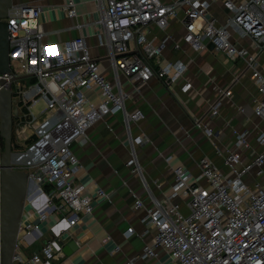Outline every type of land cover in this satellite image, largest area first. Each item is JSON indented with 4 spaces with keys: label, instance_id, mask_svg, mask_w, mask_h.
Wrapping results in <instances>:
<instances>
[{
    "label": "built area",
    "instance_id": "2783aa9c",
    "mask_svg": "<svg viewBox=\"0 0 264 264\" xmlns=\"http://www.w3.org/2000/svg\"><path fill=\"white\" fill-rule=\"evenodd\" d=\"M91 2L98 13L92 25L98 45L106 49L108 67L94 57L84 34L66 41L61 48L47 44L42 5L14 4L3 18L10 32V65L16 61L23 71L18 74L12 66L11 72L0 71V79L5 80L0 92L11 88L13 106L18 109L13 136L17 144L23 145L17 148L12 143L11 168L28 172L31 184L25 208L39 217V223H22L24 235L19 236L14 264L26 262L20 248L25 237L32 242L40 240L44 228L41 224L50 216L55 218L53 236L30 261L51 264L56 255L62 254L64 232L82 216L92 214L98 198L109 195L103 189L92 193L79 180L81 163L71 143L85 136L98 121L118 113L124 116L126 125L130 123L131 133V124L144 116L140 109L128 110L131 94L152 78L167 87L185 79L188 63L170 61L159 65L170 36L156 44L148 36L152 24L164 30L170 19L182 11V39L191 48L205 49L213 42L214 49L227 59L245 61L263 94L254 111L264 119V71L259 60L264 50V0ZM216 2H222L229 12L223 24L208 17ZM63 8L74 16L77 3L67 0ZM243 39H250L251 48L238 42ZM175 47L181 44L177 42ZM124 80L132 85L131 91L125 88ZM181 89L192 96V81L186 78ZM231 95L230 88L220 90L219 97L211 103L208 122H196L204 127L217 154L222 156L226 172L209 156L199 160L198 174L172 166L175 182L162 197H157L143 178L150 190V202L146 204L138 197L134 206L145 209L142 222L154 227L156 233L139 258L157 256V249L162 248L167 255L164 264H264V130L255 138L260 150L252 146L248 130L236 131L232 145L223 149L218 145L222 132L210 125L219 115L223 100ZM39 101L45 107L37 113L33 106ZM144 137H127L131 152L128 166L136 173L140 163L134 146L143 143ZM243 148L249 153H244ZM2 152L0 139V158ZM171 160L167 158L169 163ZM247 175H253L255 180L248 182ZM47 184L53 185L49 192L44 189ZM128 232L131 234L133 227ZM1 261L0 241V264ZM127 264H135V259Z\"/></svg>",
    "mask_w": 264,
    "mask_h": 264
},
{
    "label": "crops",
    "instance_id": "0c3cea01",
    "mask_svg": "<svg viewBox=\"0 0 264 264\" xmlns=\"http://www.w3.org/2000/svg\"><path fill=\"white\" fill-rule=\"evenodd\" d=\"M14 1L15 4H39L44 7L43 28L47 44L61 48L66 41L84 34L94 57L108 67L106 49L98 45L92 25L98 13L94 11L91 0H75L77 12L74 16L63 8L67 0ZM228 16L229 12L222 2L214 3L208 13V17L214 18L218 24H223ZM182 20L181 11L170 19L164 30L152 24L148 36L156 44H161L166 36H170L162 49L159 65L170 61L188 63L185 79L192 81L193 95L182 92L185 79L167 87L159 79L152 78L140 91L133 92L127 102L129 111L140 109L144 113V117L132 124L131 129L135 135L144 134L148 138L137 146V153L145 180L157 197H162L175 182L172 166H182L198 174L199 160L209 156L224 172L227 171L222 156L217 154L214 145L196 124V119L208 122L211 103L219 97L220 90H232V95L223 100L219 115L210 123L214 130L222 132L218 141L220 147L231 146L236 139V131L248 130L249 141L260 150L255 138L260 130H264V119L254 111L263 94L254 83L246 62L229 60L223 52L209 49L208 45L205 49L194 50L182 39L185 32ZM177 42L181 44L180 48L175 47ZM238 42L251 48L250 39ZM259 60L264 71V50ZM151 62L158 66L157 61ZM124 84L127 90H132L131 84L125 80ZM127 137L124 116L118 113L98 121L85 136L71 143L81 163L79 180L92 193L103 189L109 195L98 198L94 212L82 216L76 225L64 232L62 254L56 255L51 264H127L132 259H135V264H164L167 261L162 248L157 249V256L139 258L156 229L142 222L145 209L134 206L138 197L149 204L150 190L144 185L143 178L128 166L131 152ZM242 151L249 153L247 148ZM169 156H172L170 163L166 160ZM246 180L253 182L255 177L247 175ZM29 222L39 223V217L25 208L23 224ZM54 224L55 218L51 216L41 224L43 234L38 241L32 242L31 238L25 237L20 247L26 260L24 264H35L30 258L40 252L44 243L53 236L51 227ZM129 227H133L131 234ZM23 235L21 229L19 236Z\"/></svg>",
    "mask_w": 264,
    "mask_h": 264
},
{
    "label": "water",
    "instance_id": "95a60500",
    "mask_svg": "<svg viewBox=\"0 0 264 264\" xmlns=\"http://www.w3.org/2000/svg\"><path fill=\"white\" fill-rule=\"evenodd\" d=\"M14 0H0V71L11 72L10 65V32L3 18L9 14ZM214 49L213 42L208 43ZM5 82L0 79V84ZM12 89L0 92V139L4 140V150L0 158V241L2 247L1 264H14V255L22 229L24 210L31 180L28 172L11 168L12 139L14 115L18 109L13 106Z\"/></svg>",
    "mask_w": 264,
    "mask_h": 264
},
{
    "label": "rangeland",
    "instance_id": "374dc122",
    "mask_svg": "<svg viewBox=\"0 0 264 264\" xmlns=\"http://www.w3.org/2000/svg\"><path fill=\"white\" fill-rule=\"evenodd\" d=\"M11 66H12V68L16 71V73H18V74H22V70H21V68H20V66H19V64L16 62V61H12V63H11ZM45 107V104H44V102L43 101H39L37 104H35L34 106H33V108H34V110L37 112V113H40L41 112V109H43ZM143 115H144V113H143ZM144 117V116H143ZM198 121V123L200 122L201 123V125H203L204 123H205V121H202V120H200V119H196V122ZM132 125V124H131ZM129 126H130V123L128 122V124L126 125V121H125V127H126V132H127V135H129V134H132V136H136L133 132H131L130 133V131H129ZM198 126V125H197ZM199 127V126H198ZM199 128H201L202 129V131L205 133V131H204V127H199ZM139 135V134H138ZM143 136H145L144 134H142ZM128 141V140H127ZM146 141H148V138L145 136L144 137V140H143V143H145ZM143 143H141V144H143ZM130 145V144H129ZM140 144H135V149H136V152H137V146H139ZM130 147V146H129ZM137 156H138V153H137ZM169 157H172V156H169ZM168 158V157H167ZM167 158H166V160H167ZM138 160H139V157H138ZM139 163H140V161H139ZM140 169H139V172H137V174H139L142 178H145V176H144V169H143V167H142V165H141V163H140ZM30 188V187H29ZM44 189L47 191V192H49V191H51L52 189H53V185H51V184H47V185H45L44 186ZM28 194H29V190H28Z\"/></svg>",
    "mask_w": 264,
    "mask_h": 264
},
{
    "label": "trees",
    "instance_id": "16d2710c",
    "mask_svg": "<svg viewBox=\"0 0 264 264\" xmlns=\"http://www.w3.org/2000/svg\"><path fill=\"white\" fill-rule=\"evenodd\" d=\"M15 123V121H14ZM12 143L17 147V148H21L23 145H19L15 142V137L13 136V139H12ZM1 149L2 151L4 150V140L3 138L1 137Z\"/></svg>",
    "mask_w": 264,
    "mask_h": 264
}]
</instances>
